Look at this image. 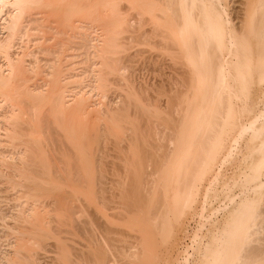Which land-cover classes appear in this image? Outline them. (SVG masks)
<instances>
[{
    "label": "bare ground",
    "instance_id": "obj_1",
    "mask_svg": "<svg viewBox=\"0 0 264 264\" xmlns=\"http://www.w3.org/2000/svg\"><path fill=\"white\" fill-rule=\"evenodd\" d=\"M242 3L0 0V264H264V0ZM126 35L187 80L145 96Z\"/></svg>",
    "mask_w": 264,
    "mask_h": 264
},
{
    "label": "rangeland",
    "instance_id": "obj_2",
    "mask_svg": "<svg viewBox=\"0 0 264 264\" xmlns=\"http://www.w3.org/2000/svg\"><path fill=\"white\" fill-rule=\"evenodd\" d=\"M230 1H231L230 9L232 11L231 18L235 20V23H239L240 18L242 16V10H241L243 8L242 2L245 0H230ZM133 22L135 21L133 20ZM133 22H131V24ZM147 28L150 29L149 26H147ZM130 36L132 35L129 36L126 35V37L128 38ZM125 42L128 50L125 52L126 55H123V57H127L124 59L127 61L126 62L128 63L127 65L131 66L128 72L129 74L127 73V75H129V79L133 84V86H135L138 90L142 91L145 94V96L148 95L149 97H152V99L154 97L153 100L155 101L158 98L157 93L164 94V91H166V94H171L170 91L172 89L173 90L176 89L178 85L181 84L183 79L185 81L187 80V78H185L187 77V74L185 70L181 67V65L174 64V62L169 56H163L159 48H157L159 52L157 49L156 50L153 49L152 51V49H149L147 46L144 45L143 47L141 45L140 47H138L137 45L138 48H136L134 44L137 43L133 42L132 45L131 44L132 39L130 38ZM130 46L131 47L133 46V48H130ZM116 93L118 94V92L112 90V93H110L111 100L118 101ZM164 99H160L162 100V104L164 103L163 101H165ZM163 105L165 106V103ZM111 161L112 159L109 162ZM193 224L194 223H192L191 226L195 227V225ZM193 227L190 228V231L193 229ZM187 242L189 241L187 240Z\"/></svg>",
    "mask_w": 264,
    "mask_h": 264
}]
</instances>
